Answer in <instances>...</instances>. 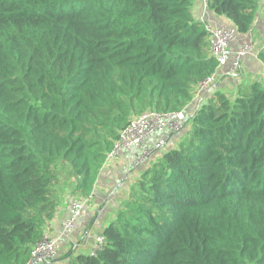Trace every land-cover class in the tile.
<instances>
[{
	"label": "trees",
	"instance_id": "16d2710c",
	"mask_svg": "<svg viewBox=\"0 0 264 264\" xmlns=\"http://www.w3.org/2000/svg\"><path fill=\"white\" fill-rule=\"evenodd\" d=\"M191 3L0 0V264H25L55 216L59 162L89 197L131 118L185 109L215 71ZM207 8L244 33L257 0ZM185 125L68 264H264V78L215 90Z\"/></svg>",
	"mask_w": 264,
	"mask_h": 264
},
{
	"label": "crops",
	"instance_id": "0c3cea01",
	"mask_svg": "<svg viewBox=\"0 0 264 264\" xmlns=\"http://www.w3.org/2000/svg\"><path fill=\"white\" fill-rule=\"evenodd\" d=\"M191 12L196 20L206 21L212 25L227 24L231 26L230 21L226 17L218 15L209 9H204L203 0H192ZM245 43H252L254 51L247 52L241 57V71L237 77H231L228 75L230 61L234 59L236 51ZM230 47L231 54L227 63L216 70V90L233 97L239 84L247 85L254 80H263L264 78L263 64L257 55L260 50L264 49V0H257V11L252 27L244 33L235 31V38L231 42ZM192 105L193 101L191 100L188 104L189 109ZM187 127L188 125H185L177 133L150 134L147 137V142L157 137H163L166 141L165 146L168 148L177 142ZM161 152L162 150H157L151 158L157 157ZM132 159V154L129 153L116 159L105 161L96 179L93 192L87 198L80 197L78 193L73 192L75 179L73 176L71 178L66 177L68 178L67 185L65 188L62 187V191L57 192L55 195L57 201L55 216L44 226V233L58 237V253L51 261L42 264H68L67 254L70 251L90 253L93 250L95 237L100 235L104 226L113 219L116 208L127 195L131 184L148 164L147 160L139 170H136V168L129 169L127 166ZM57 176H60L59 173ZM113 187L115 192L111 193L110 190ZM72 199H82L84 202L81 214L75 220L76 226L70 231L64 232L62 223L68 213V205ZM107 209L108 211L98 221L97 214ZM72 232L75 235H72Z\"/></svg>",
	"mask_w": 264,
	"mask_h": 264
},
{
	"label": "built area",
	"instance_id": "2783aa9c",
	"mask_svg": "<svg viewBox=\"0 0 264 264\" xmlns=\"http://www.w3.org/2000/svg\"><path fill=\"white\" fill-rule=\"evenodd\" d=\"M203 8H207V0H203ZM205 28L209 33L210 49L217 66L215 71L203 78L196 86L192 97V107L175 111H158L154 109L145 110L134 117L119 131L118 137L111 150L106 156V162L125 154H132L133 159L127 168H138L143 162L153 155L158 149L165 146L163 137L147 142L151 134L177 133L183 128L187 118L202 102H204L215 90L217 82L216 70L227 63L231 54L230 44L235 38V30L227 24L212 25L205 21ZM254 51L252 43H245L235 53L234 59L230 61L228 75L237 77L241 71V57L247 52ZM126 168V170H127ZM82 199H72L68 205V213L64 217L62 230L70 231L74 222L81 214ZM104 236L102 233L95 237L94 253L102 244ZM59 241L57 236L43 233L41 239L34 244L25 264H42L51 261L58 253Z\"/></svg>",
	"mask_w": 264,
	"mask_h": 264
},
{
	"label": "rangeland",
	"instance_id": "374dc122",
	"mask_svg": "<svg viewBox=\"0 0 264 264\" xmlns=\"http://www.w3.org/2000/svg\"><path fill=\"white\" fill-rule=\"evenodd\" d=\"M166 148H167V146H163V147L160 148V150H164ZM59 164L60 165L58 166V168H59L58 170H59L60 180H59V177H58L57 178V181L55 183V186H54L55 187V195L57 194V192L62 191V187L65 188V186L67 185V181H68V178H66V176L69 174L68 173V167H67V165L65 163H61V162H59ZM140 168H141V166H139L138 168H136V170H139ZM112 186H114V185H112ZM110 192L111 193H114L115 192L114 187L110 190ZM118 197H121V196H118ZM77 198H80V197H77ZM107 211H108V209L106 211H103V212H100V213L97 214L98 215L97 216L98 221L101 219L102 215H104L105 212H107ZM76 224L77 223L75 221L74 227L76 226ZM71 234L72 235H75L74 232H72Z\"/></svg>",
	"mask_w": 264,
	"mask_h": 264
}]
</instances>
